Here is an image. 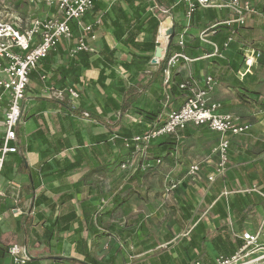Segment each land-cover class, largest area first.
<instances>
[{"label":"crops","instance_id":"obj_1","mask_svg":"<svg viewBox=\"0 0 264 264\" xmlns=\"http://www.w3.org/2000/svg\"><path fill=\"white\" fill-rule=\"evenodd\" d=\"M180 3L183 2L174 0L172 7ZM91 15L85 18V22L94 27V38L91 35L87 41L91 48L101 52L103 40L112 49L118 47L110 31L102 26L103 13L95 14L94 17ZM217 15L219 19L226 20L235 17L230 10H217ZM175 16L182 27L174 38L176 44L178 36L186 32V40H198L202 49L213 51L208 52L210 54L201 53L199 58L188 57L190 60L185 63L178 61L174 66L167 65L166 70L171 73L170 84L175 85L174 75H179L178 78L184 81L192 78L202 84L207 75H212L209 71L212 70L211 62L219 63L221 67L226 62L234 63L237 52L234 50L238 48V42L235 41L229 48L224 47L222 52L219 51L218 43H215L218 46L215 56L214 47L206 42L214 43L211 37L215 31L201 36L206 30L191 28L186 11ZM215 27L213 25L212 29ZM78 34L76 31L75 36L78 37ZM73 42L59 46L56 52L63 51L65 58L70 57ZM116 58L128 62L132 60L124 49L119 50ZM203 61H208L206 74L201 68V65L204 66ZM54 63L62 65L66 61L57 55ZM159 64L151 62L143 72L142 80L150 81ZM188 69L196 74L195 78ZM253 73L246 78H251ZM30 77L29 96L18 128L20 151L7 157L0 181L4 193V197L0 198V248L22 245L32 259H42L40 264H72L61 258L78 259L90 264H109L111 257H115V263L120 264L127 255L133 258L146 256L144 263L155 264L152 261L158 253L162 254L161 264H192L194 261L199 264H215L219 257H231L237 253L244 244V232L253 235L258 233L264 244V198L258 192L264 193L263 109H250L241 104L237 95L234 96L233 88L222 86L216 79L218 86L213 99L223 104V112L238 115L240 124L249 129L231 136L230 162L226 172L212 183L208 176L217 173L219 157L213 154V149L218 145L220 137L205 126L190 127L178 138L174 137L176 148L169 155L161 156L162 164L147 170L138 168L116 173L118 152L125 147L118 146L116 132L119 131L115 129L118 128L116 123L120 113L109 99L118 97L113 91L92 84V79L98 77L97 71L84 73L80 82L71 81L63 88L52 82L51 76L44 80L35 72ZM71 87L80 92L79 99L70 98L68 90ZM59 89L63 92L62 98L52 97L48 92ZM147 94L152 93H145L139 104ZM52 98L64 103L66 107L53 103ZM155 100L151 107H154ZM181 105L172 103L171 109H179ZM243 108L249 115L238 113V109ZM74 109L82 111L73 112ZM171 109L166 111L167 114ZM121 120L127 125L137 122L136 117L128 114ZM196 140L207 142L200 152L195 151L192 144ZM20 157L26 159L27 165L24 164V167ZM192 164H200L201 171L194 179L188 175ZM172 181L177 183V189L166 197V186ZM116 193L126 196L123 204L113 211L129 217L130 228L127 230L121 229L120 224L111 219L110 215L103 216L105 212L101 204L108 201L113 209L112 198ZM140 193L143 205L139 204ZM109 194L112 195L110 198ZM41 197L45 200L38 206L36 202ZM96 210H99L102 219L101 230L115 227L113 235L117 234L121 242L129 240L132 252L124 253V244L120 243L115 253H99V243L109 236L98 239L87 230L91 223L86 216L93 217ZM88 212L93 216L88 215ZM27 218L32 225L29 235L24 233L25 227L21 225ZM93 221L97 224L95 217ZM48 224H56L50 237L45 236ZM59 226H69L70 229L63 231ZM158 250L161 251L157 253ZM0 264L14 263L7 254L5 259H0Z\"/></svg>","mask_w":264,"mask_h":264},{"label":"built area","instance_id":"obj_2","mask_svg":"<svg viewBox=\"0 0 264 264\" xmlns=\"http://www.w3.org/2000/svg\"><path fill=\"white\" fill-rule=\"evenodd\" d=\"M97 1L99 0H0V181L7 157L20 151L18 128L24 116L25 101L29 96L30 76L38 72L42 79L47 80L49 76L44 74L43 63L51 52L63 44L74 41L70 56H76L91 47L87 41L94 32V27L85 22V18L93 13ZM181 1L187 7L188 18L200 7L230 10L235 17L224 22L229 26L235 23L244 26L249 16L260 14L258 7L250 0ZM74 26L79 33L78 37L75 36ZM205 34L206 31L201 36ZM230 34L224 44L225 48H229L236 41L237 30L233 29ZM91 37L94 38L93 35ZM185 38L186 32L178 36L177 44L183 47ZM206 42L214 47L216 56L218 46L210 41ZM239 51L245 58L237 77L243 80L253 73L261 54L252 45L247 48L241 46ZM180 58L190 60L181 54L174 55L168 66H174ZM165 73L166 84H169L171 73L168 70ZM217 86L218 81L213 75H207L202 84L192 78L181 83L179 89L187 91L182 106L170 111L165 120L155 124L144 135L134 136L131 141L124 139L132 158L122 162L120 169H131L136 158H140L139 168L143 170L162 164L161 158L153 159L150 156V148L155 141L171 136L178 138L190 127L205 126L220 137L218 145L213 149V154L219 157L217 173L210 174L208 180L212 183L218 176L225 174L230 162L231 136L244 133L249 127L240 124L238 115L223 112V104L213 99ZM53 93L57 98L63 97L61 91L55 90ZM68 93L73 100L80 98V92L73 87ZM188 171L191 178H197L201 172L200 164H192ZM176 189L177 183L169 182L165 196L169 197ZM258 192L264 198V193ZM2 197L4 193L0 186V198ZM242 235L244 244L237 253L231 257H219L215 264H264V244L260 241V235L247 232ZM8 254L14 264H27L30 259L27 250L18 244L10 246Z\"/></svg>","mask_w":264,"mask_h":264},{"label":"trees","instance_id":"obj_3","mask_svg":"<svg viewBox=\"0 0 264 264\" xmlns=\"http://www.w3.org/2000/svg\"><path fill=\"white\" fill-rule=\"evenodd\" d=\"M173 2L174 0H118L111 5L107 4L104 0H99L95 3L94 11L91 16L94 17L95 14L103 13L102 26L110 31L111 37L118 47L112 49L108 42L103 40L104 47L101 52H97L89 47L86 51H83L76 56L65 58L63 51H54L50 53L43 63L44 74L51 76V81L60 84L61 88L66 87L71 81L80 82V78L84 73L87 74V72H90L91 70L97 71L98 77L96 80L92 79V84L103 90L106 88L107 91H113L118 97V99L113 98L109 100L112 102L113 107H115L120 113L119 121L116 123L117 127L120 128L119 132L116 134V140L120 147H125L127 149L124 139L131 141V138L134 136L144 135L154 127L155 124H160L161 121L165 120L166 114L169 111L166 112L163 109L164 107L169 108V106L162 105V100H167V98H169V100L172 99L169 103L173 102L178 105H181L184 102L187 91L179 89V85L184 82V79L178 78L179 75H174L173 78L177 83H175V85H164V71L167 68L169 60L173 58L174 55L180 54L190 58H199L201 57V53L213 51L212 49H202L200 41L198 40L190 42L189 40H186V38L185 45L181 47L175 43L174 37L173 39H170L169 48L165 58L158 65V69L153 72L151 80L147 83H144L141 79L134 80L136 75L143 74L145 69L150 65L153 60L152 55L159 46L157 37L161 26V18L160 10L158 8H165V10H169L168 12L174 15L187 11L184 2L174 6V8L172 7ZM173 19L176 36V34H179L182 30V27H180V24H178L175 17ZM225 21L227 20L224 18H218L217 10L200 7V9L196 10L191 15L190 27L197 29L202 28L206 30V32L215 31L211 39L214 43H218L219 51L222 52L224 51V44L228 41L233 29H236L238 34V29L242 28V26H239L236 23L231 26L224 24ZM213 25H216L217 27L212 29ZM73 29L75 32L77 31L75 26ZM141 36H143L142 39H140ZM124 48L128 50V54L132 58L130 62L116 58L119 50H123ZM238 53L240 54V52ZM57 55H59L62 60L65 59L66 64L55 65L54 57ZM179 61L185 63L186 60L180 58ZM240 67V65L235 63L232 69L238 72ZM118 70H123L129 74L131 81L128 84H126L123 77H119L116 73ZM107 72L109 73L107 74ZM236 83H239L238 79H236ZM158 84L160 85L159 89L155 88ZM164 87H168L171 93L165 94L166 90ZM241 87V89L236 90L237 98L250 109L260 107L264 110V99L260 100V93L251 91L247 87H244V85H241ZM147 92H154L155 94L156 92L159 93V96L155 100L156 103L154 104V107L150 106L151 109L140 107V104L138 103L141 97ZM52 101L53 103H59L62 107H66L64 103L59 102L57 99L52 98ZM170 109L171 107L169 110ZM81 111L82 110L74 109L73 112L80 113ZM126 114L136 117L137 122H130L129 125L123 123L121 118ZM175 140L176 138L171 136L163 141L156 142L150 148V156H152L153 159H158L162 158L161 156H165V154L169 155L174 149L176 143ZM1 145L2 143L0 142V146ZM127 150L131 156V151L129 149ZM19 159L22 163V167H24L26 159L23 157H20ZM126 160L122 159V161L118 163L119 168L122 162H125ZM110 196L112 195L109 194L108 198H110ZM42 200H45V198L41 197V200H37L36 205L39 206ZM112 200L114 208L110 213L123 204L126 200V196L121 193H116ZM91 209L93 210L94 208ZM91 212H88V215H91ZM94 214L95 215H91L93 217L90 218H87L86 216L87 221L90 219L91 223L87 230L93 233L98 239L110 236V233H113L115 227L109 226L108 228H105L106 231L101 230L103 228L100 226L102 224V219L99 210H96ZM94 217L97 224L93 221ZM65 220L67 219H64V221ZM21 225L23 228L25 227L23 229L24 233L29 235L32 227L31 220L27 218L26 221L21 222ZM55 228L56 224L46 225L45 236L50 237L52 233H54ZM60 228L63 231L70 229L69 226H59V229ZM9 248L10 247L0 248V259L6 258ZM61 260L70 261L72 264H90V262L87 263L86 261L78 259L61 258ZM115 260V257H111V262H109V264H116ZM41 261L42 259H32V257H30L27 264H40ZM91 264L95 263L92 262ZM192 264H197V262L194 261Z\"/></svg>","mask_w":264,"mask_h":264},{"label":"rangeland","instance_id":"obj_4","mask_svg":"<svg viewBox=\"0 0 264 264\" xmlns=\"http://www.w3.org/2000/svg\"><path fill=\"white\" fill-rule=\"evenodd\" d=\"M15 1L18 2V0H15ZM107 1H109V3H114L112 0H107ZM250 1H252L253 4L256 5V7H258L260 14L255 15V16H249L246 20V22H247L246 25L242 26L241 29H238V34L235 38H236V42L239 43V46L236 50H234V51H237L236 55H238V56L235 57L234 63H227L226 62V63H224L223 67H221L219 63L217 65L216 62H211L210 66L212 67V70H209V71L212 72V75L214 77H216V79H218L219 83L222 86H224V87H226L225 85L233 86L231 88H233L232 92H233L234 96H236V90L241 89L242 88L241 85H244V87H247L249 90L260 93V95H261L260 100H263L264 99V0H250ZM159 8H160L159 9L160 10V18L162 21L161 22L162 26H161V30H160V40L162 42V40H164L166 38L165 32L168 30V27L174 26V24H173L174 19L173 18L174 17L176 18V16L174 14L168 12V10H165V8H161V7H159ZM25 9H26V7H25ZM167 19H170V23L167 21ZM168 39H169V36H168ZM250 45L256 47L257 50H259L261 57H260L257 65L252 70L254 72L253 76L251 78L245 77L243 79V81H241L237 78V76H235L237 74V71L235 74V71L232 68L235 65V63L237 65H240L241 67L243 66L245 56L241 55V52L239 50H240L241 46L247 48ZM124 51H128V50H126L124 48ZM238 52H240V54ZM190 64H192V63H190ZM193 65H196V64H193ZM203 65L204 66L201 65V68L203 67L202 70L204 69L202 72H204V74H206V71H207L206 66H208V61H203ZM188 70L190 71V69H188ZM190 72L194 75V78H195L196 74H194V72H192V70ZM116 73L119 75V77L121 76L124 78L126 84H128L131 81V79H130L131 77L127 76V73L124 72L123 70H118ZM198 74L200 75L201 73L198 72ZM139 75L140 74L136 75V77L134 78L135 81L138 79L142 80V75H144V74H141L140 76ZM236 79L239 80V83H236ZM143 81H144V83L148 82L147 79H144ZM174 83H177L176 80ZM169 84H170V82H169ZM164 85H168V84H166L165 79H164ZM156 86L157 87H155V88H158V89L160 88L159 84ZM236 87H238V88H236ZM164 89L166 90L165 94L171 93V91L168 87H164ZM58 91H60V89ZM48 92L51 93L50 95L52 97H55L53 90L52 91L50 90ZM153 93L147 94V96L143 99L142 103H140V107L151 109L150 105L159 96L158 92H156V94L155 93L153 94ZM171 100L172 99L169 100V98H167V100L166 99L162 100L161 103H162V105L164 104V106L168 105L170 108L171 104L173 103V102L169 103V101H171ZM146 101H147V103H146ZM238 101L241 103V101L239 99H238ZM239 102H237L238 105H240ZM174 105H176V104H174ZM169 108L164 107L163 110L169 111ZM238 113L241 114L242 116L249 115L248 112L245 110V108L238 109ZM115 120L117 121V117H115ZM115 123H114V125L116 128ZM115 130L119 131L120 128H117ZM116 133H118V132H116ZM192 144L194 146L195 151L197 150L198 152H200L202 150L203 146L207 144V142H205V141L200 142V140H196V141H193ZM206 147H209V146H206ZM118 156H119V162L122 161V159L126 160V159L131 157L129 155V153L127 152L126 148L120 149V152H118ZM133 164H134V166L131 169H138L139 164H140V158L139 159L136 158V161ZM117 168H118V170H117ZM116 170H117L116 173H121L123 171L122 169L119 168L118 165H116ZM120 181H121V179H120ZM141 195H142V193H140V196H139L140 197L139 204L143 205V202H142L143 198ZM101 206H104V210H102V211L105 212V215H103V216L110 215V218L114 219L115 222L119 223L121 229H123V230H127L128 228H130V225H129L130 222H129L128 216H125V214H124V216L118 215L117 212L115 213V211L110 213L112 208H111L110 203L108 201L101 204ZM110 223H112V222H110ZM162 230L164 231V228ZM127 233H128V231H126L125 234H127ZM126 237H128V234L126 235ZM121 241L122 240L119 239V236H117V234L114 236L113 233H110V236L108 237V239L104 240L102 243H99V245H100L98 248L100 250L99 253L100 254L115 253V250L119 249L120 243L124 244V247H125L124 253L125 252H132L131 247H130L131 242H129V240L123 241V242H121ZM144 243H146V241H144ZM161 250L163 251L164 249H161ZM161 250H158L157 253ZM95 251L97 253V250H95ZM96 253H94V254H96ZM130 254H132V253H130ZM161 256H162V254L158 253L152 262H154L155 264H161V260H162ZM145 257L146 256H141L140 258H133V257H131V255H127L124 258L123 262H121L120 264H146V263H144V261H146Z\"/></svg>","mask_w":264,"mask_h":264},{"label":"water","instance_id":"obj_5","mask_svg":"<svg viewBox=\"0 0 264 264\" xmlns=\"http://www.w3.org/2000/svg\"><path fill=\"white\" fill-rule=\"evenodd\" d=\"M167 36H169V39H168L169 41H168V44H167V46H166L165 53L163 54V56H162V58H161V52H160V49H159V47H157V49H156V51H155V53H154V58H153V60H152V63L156 64V63H159V62H161L162 60H164L165 55H166V53H167V51H168V48H169L170 39H173V38L175 37L174 26L168 28ZM157 41H158V43H159L158 38H157ZM157 58H160V60H157Z\"/></svg>","mask_w":264,"mask_h":264},{"label":"bare ground","instance_id":"obj_6","mask_svg":"<svg viewBox=\"0 0 264 264\" xmlns=\"http://www.w3.org/2000/svg\"><path fill=\"white\" fill-rule=\"evenodd\" d=\"M168 22L170 23V19H168ZM167 31L165 32L166 38L162 42L160 40V31H159V34H158V40H159V46L158 47H159L160 52H161V58H162L163 54L165 53V49H166V46H167L168 41H169L168 40V36H167ZM157 60H160V58H157Z\"/></svg>","mask_w":264,"mask_h":264}]
</instances>
